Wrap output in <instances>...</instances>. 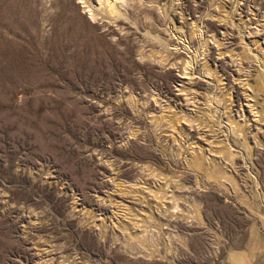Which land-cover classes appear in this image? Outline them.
<instances>
[{
    "label": "rangeland",
    "instance_id": "374dc122",
    "mask_svg": "<svg viewBox=\"0 0 264 264\" xmlns=\"http://www.w3.org/2000/svg\"><path fill=\"white\" fill-rule=\"evenodd\" d=\"M0 264H264V0H0Z\"/></svg>",
    "mask_w": 264,
    "mask_h": 264
}]
</instances>
